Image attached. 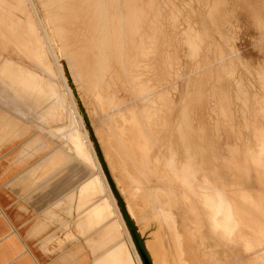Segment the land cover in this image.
<instances>
[{
    "label": "bare ground",
    "instance_id": "bare-ground-1",
    "mask_svg": "<svg viewBox=\"0 0 264 264\" xmlns=\"http://www.w3.org/2000/svg\"><path fill=\"white\" fill-rule=\"evenodd\" d=\"M14 2L33 66L0 51V147L28 139L30 186L83 174L61 195L75 256L144 264L111 179L152 264H264V69L250 90L221 28L247 6L264 45V0ZM53 226L72 236L35 231ZM54 236L46 251L65 248Z\"/></svg>",
    "mask_w": 264,
    "mask_h": 264
},
{
    "label": "crops",
    "instance_id": "crops-1",
    "mask_svg": "<svg viewBox=\"0 0 264 264\" xmlns=\"http://www.w3.org/2000/svg\"><path fill=\"white\" fill-rule=\"evenodd\" d=\"M27 142L28 139H21L15 143L2 144L0 147V264H92L91 259L89 262H82L77 256L72 259L74 248L72 244L68 246V262L64 261L61 251L49 252L44 248L47 236L50 233L53 235L58 233L59 226H53L49 233H43L39 229L43 222V214L46 210L55 209L61 195L74 187L76 176L74 172L72 176L74 183L70 182L68 186H62L61 181H57L61 179L59 175L57 178H60L54 177L56 182L52 180L46 188L41 184L39 186L38 182L30 186L35 180L38 181V174L32 176L29 181V173L40 162L41 157L24 158L28 155L21 152H24L23 148ZM69 178L71 181V177ZM53 185L56 186L55 189ZM33 232H36L35 236ZM83 249L89 257L87 248Z\"/></svg>",
    "mask_w": 264,
    "mask_h": 264
},
{
    "label": "rangeland",
    "instance_id": "rangeland-1",
    "mask_svg": "<svg viewBox=\"0 0 264 264\" xmlns=\"http://www.w3.org/2000/svg\"><path fill=\"white\" fill-rule=\"evenodd\" d=\"M33 1L36 2V3L34 2L35 6L38 11L40 10L39 13H41V5L39 3V0H33ZM180 3L184 5L186 3V0H180ZM15 5L16 3L14 2V0H4V1L2 0L0 2V51H2L5 55L13 57L17 61L33 66V64L29 62V60H27L25 53L23 51H20L21 46L23 47L25 46L24 45L25 43L22 40L25 38V36L18 35L16 31V28L18 27L19 22H22V24L26 22L28 13L24 10H22V12L16 10ZM235 7H236L237 12L235 16L232 18V20H230V18L228 17L226 18V16H228L227 15L228 12L226 10L224 11L222 15V20H221L222 32L228 37H233L231 45L235 47V49L238 52V56L240 57V61H236L237 63L236 77L238 79H243L246 86L250 90H254V89L257 90L259 86L255 80L254 73L258 69H264V45L263 43H261L262 35L255 27L253 20L249 14L247 6H242L241 4L236 3ZM180 29H184V26H182ZM23 32L22 34L25 35L26 31L23 30ZM216 39L219 41V38L217 35H216ZM182 57L184 61L187 60L184 58V56ZM245 66L250 69L251 73H248L245 71V68H244ZM191 70H192V66L189 65L188 73H190ZM234 108H238L237 103L234 105ZM206 117L209 118L207 115ZM71 172L67 171V174L65 173V176L64 174L62 175L61 177L62 186H68L70 182L72 184L74 183L73 181L74 179H72V176L74 175L75 171L73 172V174ZM70 175H71V181H69ZM82 175H83L82 173H78L75 178L76 181L77 179L78 180L81 179ZM63 178H66V179H63ZM62 197L57 202L55 209L51 208L50 210H46L44 212L43 218L44 220H46L47 227L52 224L60 225L63 223L67 224L69 228L71 227L70 234L72 236H70L69 238L66 236H63L62 234L63 231L61 232V230H59V232L56 233L54 236L55 241L59 238L64 243L65 248L56 250V251H61L63 253L62 257L64 261L68 262L69 261V251H68L69 244H72L74 246V248L72 249V259H75L74 253L76 251H79L81 253L85 246H84V243L82 242L83 240L81 241L80 234L76 233L77 231L74 225L76 221H74L73 212L71 213V209H69L70 207L72 208L74 203L73 202L70 204L65 203V199H64L65 197L64 196ZM62 203H65V204H62ZM156 230H157V225L155 223H152L151 227L145 230L144 236H143L144 239L147 241L152 239V234ZM63 243H62V246H63ZM54 249L55 247H53L52 249L50 248L49 250L50 252H53ZM80 260L84 262L82 259Z\"/></svg>",
    "mask_w": 264,
    "mask_h": 264
},
{
    "label": "water",
    "instance_id": "water-1",
    "mask_svg": "<svg viewBox=\"0 0 264 264\" xmlns=\"http://www.w3.org/2000/svg\"><path fill=\"white\" fill-rule=\"evenodd\" d=\"M110 182H111L112 188H113L116 196L118 197V200H119V203L121 205L122 211H123V213L125 215V218H126V220L128 222V225H129L130 230L132 232L134 241L136 243V246L138 248L139 253L142 256V259L144 261V264H152L149 256L147 255V253H146V251H145V249H144V247H143V245L141 243V240H140V238H139V236L137 234L136 227L133 225V223L131 222L129 216L127 215L126 210H125V206H124V204L122 202V199H120L119 195L117 194L116 189H115V186H114L113 182L111 181V179H110Z\"/></svg>",
    "mask_w": 264,
    "mask_h": 264
}]
</instances>
